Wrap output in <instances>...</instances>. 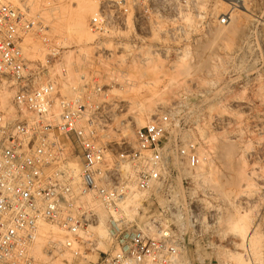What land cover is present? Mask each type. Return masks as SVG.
<instances>
[{
	"label": "built area",
	"instance_id": "1",
	"mask_svg": "<svg viewBox=\"0 0 264 264\" xmlns=\"http://www.w3.org/2000/svg\"><path fill=\"white\" fill-rule=\"evenodd\" d=\"M108 1L91 18L92 27L108 32L122 25L130 42L127 60L141 64L149 52L168 56L176 42L192 39L197 28L210 33L215 20L229 25L247 2L221 0L228 7L214 17L200 9V0ZM254 19L252 40L224 61L232 70L251 62L256 80L264 81L257 36L262 22ZM43 30L20 8L0 0V81L15 90L11 108L0 100V264H53L61 256L64 264H75L88 248L100 255L88 264H213L201 261L200 253L196 260L188 257L187 248L202 239L223 240L220 202L204 206L173 190L158 213L142 207L148 198L161 196L174 172L202 165L198 141L171 137L180 126L183 105L154 115L135 130L133 142L111 140L122 106L105 85L82 76L71 86L72 94L64 95L57 81L41 82L46 66L30 58L33 47L27 39ZM153 34L167 36L168 43L148 44ZM102 218L106 238L96 230ZM43 224L58 231L48 238L47 260L33 251ZM101 243L108 249H101Z\"/></svg>",
	"mask_w": 264,
	"mask_h": 264
},
{
	"label": "rangeland",
	"instance_id": "2",
	"mask_svg": "<svg viewBox=\"0 0 264 264\" xmlns=\"http://www.w3.org/2000/svg\"><path fill=\"white\" fill-rule=\"evenodd\" d=\"M97 1L95 11L94 0H6L44 27L40 34L27 39L33 47L30 58L46 66L41 82L53 79L62 94L71 95V86L81 82L82 76L90 82L96 79L109 89L110 98L121 104L122 111L110 132L111 140L133 142L135 130L150 122L154 115L176 104L183 105L180 126L171 137L198 141L202 165L195 170L184 167L174 172L161 196L148 198L142 207L146 212L158 213L173 190L185 199L190 196L199 199L204 206L220 202L223 240L194 241L188 245V257L196 260V254L200 253L201 261L216 264L229 260L235 264L234 259L225 255L228 251L243 254L249 258V264H264V89L255 91L264 81L256 80L251 62L245 61L232 70L224 61V57L252 40L254 18L262 22L257 36L264 54V0H247L248 12L237 11L229 25H219L215 20L210 33L197 28L192 39L189 36L188 41L176 42L168 56L149 52V59L143 64L128 62L126 50L130 49V42L122 25L116 24L108 32L92 27L91 18L109 2ZM227 7L221 0H212L210 5L200 0V9L214 17ZM78 17L82 19L79 26ZM168 41L167 36L160 34L149 35L147 40L148 44ZM52 51L57 55L50 56ZM229 87L235 91L231 92ZM14 94L9 83L3 87L0 81V100L4 106L11 108ZM223 145L231 147L226 157L219 150ZM240 217L246 224H241ZM234 219L239 221L237 225H243V231ZM233 225L245 236L235 235ZM43 229L47 231V240L58 235L56 229L46 224L41 226L39 235ZM37 244L34 254L49 259L50 253H37ZM103 245L100 248L104 250ZM208 245L214 249H208ZM85 255L87 259H74L73 263L88 264V260L100 258L91 248ZM63 258H54L53 264H64Z\"/></svg>",
	"mask_w": 264,
	"mask_h": 264
},
{
	"label": "bare ground",
	"instance_id": "3",
	"mask_svg": "<svg viewBox=\"0 0 264 264\" xmlns=\"http://www.w3.org/2000/svg\"><path fill=\"white\" fill-rule=\"evenodd\" d=\"M94 2H95V7H94V10L96 11L97 10V7H98V4H99V1H97V0H94ZM242 12L243 13H247L248 12V10H247V8L245 7V8H242ZM81 23H82V19H81V17H78V19H77V24H78V26L79 25H81ZM232 23V22H231ZM128 126H126V128H127ZM129 128V127H128ZM127 128V129H128ZM124 129L125 128H123V131H124ZM118 132V131H117ZM119 132H120V130H119ZM129 133H131V131L129 132ZM118 134V133H117ZM116 135V134H115ZM119 135V134H118ZM121 135V134H120ZM125 136L127 137L128 136V134H125ZM224 136V135H223ZM115 137V136H114ZM129 137V136H128ZM121 140V139H120ZM226 143V142H225ZM225 143H221V145L222 144H225ZM229 144V143H228ZM228 144H226V145H228ZM226 145H223L222 147H221V149H219L220 151H221V155H224V157H226L229 153H230V151H231V147L230 146H226ZM233 152V151H232ZM220 155V156H221ZM223 157V158H224ZM229 157V156H228ZM222 159V158H221ZM223 160H225V159H223ZM229 162V161H228ZM227 162V163H228ZM232 182V181H231ZM230 182V183H231ZM227 183H228V181H227ZM231 184H233V183H231ZM234 220H236L235 221V225H237V222H239L240 220H241V217L239 218V221H237V219H234ZM232 221V220H231ZM241 221H243V220H241ZM242 223H244V224H246L245 223V221H243V222H241V224ZM240 223L238 224V225H240V231L242 230L241 228V226H243V225H241ZM43 225H45V224H43ZM237 225V226H238ZM233 228V231L235 232V235H238V236H240L241 237V235L244 233H240V231L236 228V229H234V225L232 226ZM236 227V226H235ZM244 228V227H243ZM55 229V228H54ZM57 230V229H56ZM96 230H97V232L100 234V236L102 237V238H106L107 237V235H108V231H107V228H106V225H105V222H104V218H102V220H101V222H100V224H99V226L96 228ZM243 231V230H242ZM46 232L47 231H45L44 229L43 230H41L40 231V235L38 236V239H37V245H36V251H37V253H42V254H44V255H46V254H49L50 253V250H49V248H48V243H46L45 241H48L47 240V234H46ZM255 233V232H254ZM254 235V234H253ZM243 236H245V234L244 235H242V237ZM250 236V235H249ZM247 237H248V235H247ZM251 237V236H250ZM253 237V236H252ZM249 239V238H248ZM256 239V238H255ZM243 240H245V237H244V239ZM252 241H253V239H252ZM41 242V243H40ZM258 242V241H257ZM104 245H103V247H104V250H107V244L106 243H103ZM253 244H254V242H253ZM101 246V245H100ZM237 246V245H236ZM253 249V248H252ZM251 250V249H250ZM254 252V251H253ZM252 253V252H251ZM225 255L227 256V258H231V259H234L236 262H234L235 264H249V258H246V257H244V255L242 254H240V253H229L228 251H226L225 252ZM257 254H255L254 256H256ZM259 262V261H258Z\"/></svg>",
	"mask_w": 264,
	"mask_h": 264
}]
</instances>
